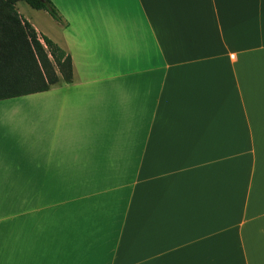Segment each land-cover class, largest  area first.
Listing matches in <instances>:
<instances>
[{"label": "crops", "instance_id": "0c3cea01", "mask_svg": "<svg viewBox=\"0 0 264 264\" xmlns=\"http://www.w3.org/2000/svg\"><path fill=\"white\" fill-rule=\"evenodd\" d=\"M50 1L72 80L0 111V264H264V0Z\"/></svg>", "mask_w": 264, "mask_h": 264}, {"label": "trees", "instance_id": "16d2710c", "mask_svg": "<svg viewBox=\"0 0 264 264\" xmlns=\"http://www.w3.org/2000/svg\"><path fill=\"white\" fill-rule=\"evenodd\" d=\"M18 1L58 19L50 0H0V100L47 90L61 79L72 80L70 55L37 33L18 13Z\"/></svg>", "mask_w": 264, "mask_h": 264}, {"label": "rangeland", "instance_id": "374dc122", "mask_svg": "<svg viewBox=\"0 0 264 264\" xmlns=\"http://www.w3.org/2000/svg\"><path fill=\"white\" fill-rule=\"evenodd\" d=\"M25 1H21L17 4V9L20 11V13H23L22 15H25L23 6H26ZM27 103L26 99H20V98H7L0 100V111L2 112H8L12 109V104H24ZM16 208L18 211V218L21 220L22 218H25V216L28 214H34L38 209H40L43 205H48V201L43 202L41 199H19L16 200ZM2 206H5V201L1 200ZM9 212V211H8ZM33 212V213H32ZM8 215V214H7ZM9 220V216L6 218Z\"/></svg>", "mask_w": 264, "mask_h": 264}]
</instances>
